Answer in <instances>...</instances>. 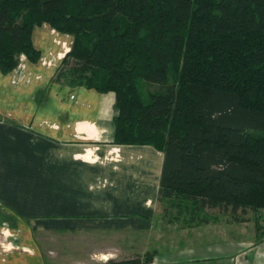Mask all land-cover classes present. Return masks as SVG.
<instances>
[{"label":"trees","instance_id":"trees-1","mask_svg":"<svg viewBox=\"0 0 264 264\" xmlns=\"http://www.w3.org/2000/svg\"><path fill=\"white\" fill-rule=\"evenodd\" d=\"M44 23L73 37L53 80L114 93L113 143L163 152L162 219L264 213V0H0L2 74L39 61Z\"/></svg>","mask_w":264,"mask_h":264},{"label":"crops","instance_id":"crops-1","mask_svg":"<svg viewBox=\"0 0 264 264\" xmlns=\"http://www.w3.org/2000/svg\"><path fill=\"white\" fill-rule=\"evenodd\" d=\"M72 40L47 23L37 26L39 61L22 54L11 73L0 71V227L19 235L16 247L0 252V264H56L41 237L72 232L100 236L89 256L70 248L74 264L154 251L143 264H264V240H243L241 230L221 234V243L203 238L206 229L158 228L164 154L150 145L113 143L114 93L53 80Z\"/></svg>","mask_w":264,"mask_h":264},{"label":"rangeland","instance_id":"rangeland-1","mask_svg":"<svg viewBox=\"0 0 264 264\" xmlns=\"http://www.w3.org/2000/svg\"><path fill=\"white\" fill-rule=\"evenodd\" d=\"M150 89H154L152 86L149 87ZM145 88L143 87V91L145 92ZM147 91V90H146ZM157 211L158 215L162 214L165 210V207H168L170 210H172L173 213L177 212L176 207L171 206L169 203H159L157 201ZM174 207V208H173ZM207 216L210 218L209 222L206 224H201L199 226H180L183 224L182 221H171V220H164L162 219V216L159 215V219L156 221L158 224V228H160L163 231H166V233L175 232L180 230L187 231L192 230L193 233H199V229H206L208 231L209 235L204 236L203 238L209 239L210 241H217L221 240V243L223 242L221 234H225L226 238L235 237V233H229L232 229L235 230H241L243 233V240H248L253 243H260L263 242V238L260 239L258 237L259 231L257 229L258 225H264V213L257 214L254 212V210L247 209L245 211H241L240 213V221H234L230 214L223 213L220 211L219 208H208L206 210ZM264 230V229H263ZM262 231V230H261ZM227 233V235H226ZM61 235L57 236V234H53L48 238H45V236L42 235L41 238H43V241L50 242V245L46 242L45 251L47 253V256L54 257V262L56 264H74L76 261H74V258L72 257V250L75 248V251L77 253H80L82 251L84 256H89L91 254V250H93L92 243L96 242L97 239H100V236L98 238L96 236H89L87 233L84 232H72V233H60ZM45 235V234H44ZM238 236V234H237ZM19 237L17 234L13 233L9 230V227L7 224H3L2 227H0V252L6 253L8 249L16 247L14 239ZM144 236H131V239L134 241H139ZM19 239V238H18ZM197 240H202L201 237H197ZM215 243H220L215 242ZM167 243H163L162 247L164 248V245ZM212 244V243H211ZM144 244L142 243V246ZM217 245V244H214ZM153 248H156L157 245L153 244ZM63 247H66L70 249L69 251L63 252ZM61 249V250H60ZM73 251L74 253H76ZM66 254V256H64ZM57 261V262H56Z\"/></svg>","mask_w":264,"mask_h":264}]
</instances>
